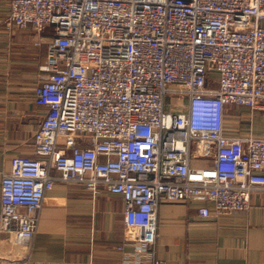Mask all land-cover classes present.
I'll use <instances>...</instances> for the list:
<instances>
[{
	"label": "built area",
	"instance_id": "built-area-1",
	"mask_svg": "<svg viewBox=\"0 0 264 264\" xmlns=\"http://www.w3.org/2000/svg\"><path fill=\"white\" fill-rule=\"evenodd\" d=\"M0 1L6 25L48 38L34 154L0 180V230L15 241L33 237L54 182L74 181L119 194L125 241L164 264L162 200L217 216L264 188V136L225 132L230 107L264 109V0Z\"/></svg>",
	"mask_w": 264,
	"mask_h": 264
},
{
	"label": "crops",
	"instance_id": "crops-1",
	"mask_svg": "<svg viewBox=\"0 0 264 264\" xmlns=\"http://www.w3.org/2000/svg\"><path fill=\"white\" fill-rule=\"evenodd\" d=\"M7 14L0 1V180L13 156L34 154L33 134L45 112L34 95L48 38L6 25ZM230 108L226 134L264 136V109ZM211 163L191 157L195 166ZM123 211L122 197L104 187L93 193L78 182L55 181L30 241L0 230V264H151L149 251L137 253L125 241ZM156 232L153 249L164 264H264V188L251 191L247 208L217 216H199L195 202L162 200Z\"/></svg>",
	"mask_w": 264,
	"mask_h": 264
},
{
	"label": "rangeland",
	"instance_id": "rangeland-1",
	"mask_svg": "<svg viewBox=\"0 0 264 264\" xmlns=\"http://www.w3.org/2000/svg\"><path fill=\"white\" fill-rule=\"evenodd\" d=\"M46 60L47 59H45V61H44V63L46 62ZM171 97V103H173V102H175V100H177V99H175V96H173V95H171L170 96ZM233 111H232V109L230 108L229 110H228V117L227 118H231V116H229V114H231Z\"/></svg>",
	"mask_w": 264,
	"mask_h": 264
}]
</instances>
